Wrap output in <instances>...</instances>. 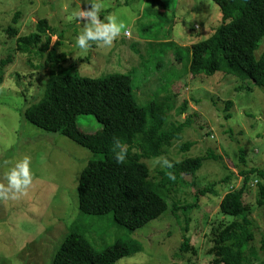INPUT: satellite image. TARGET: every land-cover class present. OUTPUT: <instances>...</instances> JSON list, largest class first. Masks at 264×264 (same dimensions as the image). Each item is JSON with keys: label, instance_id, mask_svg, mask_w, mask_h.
<instances>
[{"label": "rangeland", "instance_id": "1", "mask_svg": "<svg viewBox=\"0 0 264 264\" xmlns=\"http://www.w3.org/2000/svg\"><path fill=\"white\" fill-rule=\"evenodd\" d=\"M88 2L0 0V60L11 58L0 84V185L6 186L4 174L24 157L29 158L32 175L23 194L0 199V264H52L65 234L76 227L98 251L117 241L141 246L140 252L116 264H209L211 231L229 221L219 214L218 205L233 188L228 185L238 188L241 179L232 180L225 189L224 184L215 185L218 196H200L197 190L240 171L264 169V90L219 73L193 77L188 72L189 47L208 38L221 24L219 7L212 0H93L100 9L99 20L115 17L124 27L110 47L90 42L85 51L75 46L84 20L78 24L73 14L90 10ZM41 19H46L47 33L57 35V41L50 44L49 37L46 43L42 37L37 45L19 48L18 38L37 32ZM10 29L16 34L10 35ZM52 49L56 55L65 54V59L48 61ZM127 49L131 52L124 55ZM263 52L264 38L254 57L258 59ZM126 59H130L128 64ZM56 69L88 78L132 73L139 106L155 99L165 101L175 112L169 113L171 122L187 120L189 127L170 149V158L206 157L208 152L219 158L206 159L195 177L183 176L184 183L192 186L179 189L177 201H165L195 207L175 214L168 209L132 232L119 227L111 214H82L77 181L87 162L99 156L64 136L27 123L22 116L41 97L48 74ZM184 102L186 111L179 115ZM76 125L84 133H95L101 127L91 115L79 116ZM187 142L192 146L182 154L179 146ZM157 158L145 161L154 177L160 168ZM257 181L252 179L249 184V203L259 248L264 241V207L255 205ZM260 183L264 186V181ZM195 196L199 197L196 203ZM186 240L189 248L181 250ZM258 254L264 259V252Z\"/></svg>", "mask_w": 264, "mask_h": 264}, {"label": "trees", "instance_id": "2", "mask_svg": "<svg viewBox=\"0 0 264 264\" xmlns=\"http://www.w3.org/2000/svg\"><path fill=\"white\" fill-rule=\"evenodd\" d=\"M212 1L219 7L221 24L212 29L208 38L189 47L188 72L193 77H211L219 73L242 83L251 82L254 87L264 90V52L258 59L254 57V51L264 38V0ZM12 21L17 23L16 18ZM36 30L33 34L18 38L17 46L37 45L42 37L48 43L47 31L50 27L46 19L39 20ZM9 34L15 35L16 30L10 29ZM129 48L132 49L133 45ZM127 51L124 55L131 52ZM65 56L56 55L52 49L47 59L57 63ZM7 57L0 60V84L4 68L11 63V58ZM129 60L124 62L128 64ZM134 90L132 73L88 78L63 73L59 69L51 70L41 97L27 107L22 115L27 123L64 136L94 156H99L90 159L79 175L76 188L79 211L90 216L111 214L119 227L130 232L159 218L168 209L174 214L179 209L182 212L192 209L194 205L187 206V209L175 203L168 205L165 200L177 201L178 196L175 195L179 189L192 186L184 183L182 177H195L206 159L219 158L208 152L206 157L192 156L173 161L169 151L175 143L180 142L181 135L189 127L188 121L171 122L169 113L174 110L165 101L155 99L145 106H139ZM186 108L184 102L177 113L183 114ZM82 115L93 116L100 124V129L95 133L81 132L76 122ZM227 115L230 118V114ZM191 146V142L181 143L179 149L184 154ZM239 152L240 161L243 162V152ZM119 154H123L124 161L117 164L114 156ZM157 157H161L158 160L160 168L154 177L145 161ZM163 158L171 163V168H163ZM169 174L172 179H169ZM234 179H241L240 187L228 185ZM252 179L258 180L255 205L262 208L264 186L260 181H264V169L240 171L239 175L231 174L219 183L197 190L200 196L207 193L218 196L215 185L224 184V189L227 185L233 186L218 205L219 214L229 221L219 223L211 231L209 264H264V259L258 254L264 252V241L256 248L257 229L251 218L249 184ZM198 199L195 196V203ZM188 248L186 240L181 250ZM140 250L141 246L133 241H117L98 251L76 227L65 234L51 263L116 264Z\"/></svg>", "mask_w": 264, "mask_h": 264}, {"label": "clouds", "instance_id": "3", "mask_svg": "<svg viewBox=\"0 0 264 264\" xmlns=\"http://www.w3.org/2000/svg\"><path fill=\"white\" fill-rule=\"evenodd\" d=\"M91 4L90 10H79L74 13L75 19L79 24V20H84L83 26L75 37V46L81 50H87L90 47V42H99L104 46H111L113 40L120 34L121 29L124 27L122 23H117L115 17L105 18L104 20L98 19L99 6L93 0H89ZM50 37V44L56 42L58 36L55 34H48ZM117 164L124 161L123 154L114 156ZM157 159H161L157 158ZM164 159L163 168H171V163ZM173 177L169 174V179ZM5 185H0V199H15L16 194H23L24 190L30 185L32 175L29 169V158L24 157L22 160L17 161L5 174Z\"/></svg>", "mask_w": 264, "mask_h": 264}, {"label": "built area", "instance_id": "4", "mask_svg": "<svg viewBox=\"0 0 264 264\" xmlns=\"http://www.w3.org/2000/svg\"><path fill=\"white\" fill-rule=\"evenodd\" d=\"M126 34H127V35H126ZM126 34H125V35L128 36V33H127V32H126Z\"/></svg>", "mask_w": 264, "mask_h": 264}, {"label": "crops", "instance_id": "5", "mask_svg": "<svg viewBox=\"0 0 264 264\" xmlns=\"http://www.w3.org/2000/svg\"><path fill=\"white\" fill-rule=\"evenodd\" d=\"M126 33V32H125Z\"/></svg>", "mask_w": 264, "mask_h": 264}]
</instances>
